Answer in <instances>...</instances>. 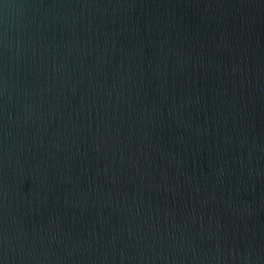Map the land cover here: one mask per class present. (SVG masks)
Segmentation results:
<instances>
[{
  "label": "water",
  "instance_id": "water-1",
  "mask_svg": "<svg viewBox=\"0 0 264 264\" xmlns=\"http://www.w3.org/2000/svg\"><path fill=\"white\" fill-rule=\"evenodd\" d=\"M0 264H264V0H0Z\"/></svg>",
  "mask_w": 264,
  "mask_h": 264
}]
</instances>
